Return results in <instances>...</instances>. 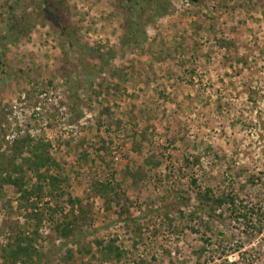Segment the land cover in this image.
<instances>
[{
    "label": "rangeland",
    "instance_id": "obj_1",
    "mask_svg": "<svg viewBox=\"0 0 264 264\" xmlns=\"http://www.w3.org/2000/svg\"><path fill=\"white\" fill-rule=\"evenodd\" d=\"M46 1L62 4L75 48ZM126 1L0 0L3 151L19 136L48 139L65 198L81 199L88 214L77 233L89 254L46 223L35 242L42 259L31 264H264V0H155L167 15L153 7L141 15L148 41L139 47L122 45ZM11 6L22 24L14 31ZM88 48L115 55L110 68L126 81L100 72ZM85 54L87 70L99 72L89 80L79 66ZM151 159L161 165L146 166ZM139 168L145 178L133 183L127 170ZM97 181L121 182L128 200L108 209ZM199 189L235 195L259 215L237 220L226 206L212 220L199 210ZM130 217L137 222L126 224ZM34 225L15 188L0 183V264L2 247ZM112 240L126 253L121 261L98 252L97 241Z\"/></svg>",
    "mask_w": 264,
    "mask_h": 264
},
{
    "label": "trees",
    "instance_id": "obj_2",
    "mask_svg": "<svg viewBox=\"0 0 264 264\" xmlns=\"http://www.w3.org/2000/svg\"><path fill=\"white\" fill-rule=\"evenodd\" d=\"M194 2V0H190ZM46 8L49 14L53 17L55 23L61 27L62 35L67 37L68 46L70 48H75L77 43L74 42L73 36H71L67 31L69 27L61 25V10L62 4L55 1H46ZM126 7L129 14V21L126 22V35L122 38V45H133L136 47L143 46L148 41V35L146 33V24L148 21H144L141 17L143 14H147L151 7L155 8V12L158 17H163L167 15V9L163 3L155 0H127ZM60 11V12H59ZM10 21L12 20V27L10 31H14L16 28L22 27V24L18 23L14 13V8L9 7L8 12ZM150 21L151 19L149 17ZM16 27V28H15ZM20 30V29H19ZM89 50V51H88ZM87 56L94 58L100 62V72H109L113 78H119L120 81H126L125 75H121L120 71L112 70L110 68L111 62L114 60L112 53H103L102 51L95 49H87ZM85 55H81L79 58V66L81 67L82 73L89 80L94 78L99 74L97 71H88V62L84 60ZM84 56V57H83ZM91 72V73H90ZM2 74L4 75L3 71ZM91 74V75H90ZM65 76L64 78H68ZM80 82V81H79ZM81 83V82H80ZM78 86V85H77ZM94 84L91 83V87ZM101 87H104L102 84ZM107 88L112 90L117 89V85L113 84V81L107 83ZM97 96L100 93H96ZM73 98L77 99L78 95L73 94ZM76 112V110L74 111ZM52 128V125H49ZM6 131H0V183L1 185H9L15 188L16 193L19 195V208L27 211L28 220L35 222V230L30 236L26 231H21L16 234L15 241L9 243L5 247H2V258L5 264H31L35 260L40 261L42 259V253L35 247L36 237L39 236V230L41 227L49 223L55 230L56 234L62 239H68L71 236H75V241L73 242L78 246V252L80 254H89L87 248H83L80 244V239L86 236L85 233H77L86 224L87 212L82 206L81 199H73L69 197L65 198L66 193L64 192L63 184L67 182V179L61 174L62 166L55 159L52 154V143L48 139H35L31 135H26L23 137H17L10 143L6 151H3L4 145L8 142L6 141ZM28 158H25V155ZM146 166L150 168H158L161 163L154 160H147L145 162ZM190 164V161L187 160ZM127 174L131 177L133 183H137L143 180L145 177L142 174V168L136 171L127 170ZM35 177V183L30 185L32 178ZM116 182V181H115ZM192 183L197 186V181L193 180ZM93 190L96 194L101 197L104 203L111 208L114 202H120L123 198H126V193L122 191V183H112L111 181H97L93 185ZM48 199L46 206L47 208H42L41 202ZM197 200L200 203V209L206 212L208 218L214 219L217 214V210H222L224 207L228 206L231 216H235L237 220H249L252 216L259 215V210L251 208L246 203L239 201L238 197L235 195L221 194L216 195L211 189H199L197 193ZM65 202L66 205L70 207V210L66 213L65 207L60 205ZM55 205H52L54 204ZM177 205L180 207H186L187 205L177 200ZM78 208V216L76 215V209ZM128 215V211L124 210ZM195 214V213H194ZM123 215V213H122ZM181 216H184L181 213ZM194 218L193 213L190 215ZM126 224L130 222H137V219L125 220ZM136 227H139L136 226ZM141 229H136V235H141ZM212 239H206V244H211ZM98 247V252L101 258L105 261L115 259L121 261V259L126 255V253L121 250L116 245V241L112 240L108 243L104 241L96 242ZM73 258L72 251H69L66 259L70 260ZM250 262V261H248ZM231 264H238L233 262Z\"/></svg>",
    "mask_w": 264,
    "mask_h": 264
}]
</instances>
